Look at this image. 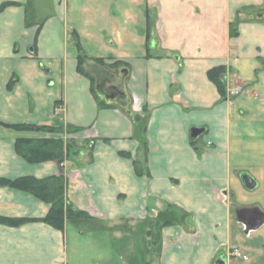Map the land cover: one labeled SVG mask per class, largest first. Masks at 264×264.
<instances>
[{
	"label": "crops",
	"instance_id": "0c3cea01",
	"mask_svg": "<svg viewBox=\"0 0 264 264\" xmlns=\"http://www.w3.org/2000/svg\"><path fill=\"white\" fill-rule=\"evenodd\" d=\"M3 3L0 122L79 129L0 124V178L60 173L14 144L71 136L85 148L64 160L65 200L90 217L56 229L47 203L0 186V217L37 219L0 224V264H264V0ZM233 246L248 259L226 260Z\"/></svg>",
	"mask_w": 264,
	"mask_h": 264
},
{
	"label": "trees",
	"instance_id": "16d2710c",
	"mask_svg": "<svg viewBox=\"0 0 264 264\" xmlns=\"http://www.w3.org/2000/svg\"><path fill=\"white\" fill-rule=\"evenodd\" d=\"M8 3L0 5V11L6 7ZM29 22V19L27 20ZM148 17V32L147 38L149 40V25ZM42 25V20L39 22V27ZM37 29V30H38ZM231 34H236L234 29H231ZM36 38V37H35ZM77 47V69L80 73H86L84 71L83 63L88 58L80 46L77 38L75 37ZM35 45V44H34ZM99 64H104L101 59H95ZM119 61H113L108 67L114 68L119 66ZM224 75L225 66H216L208 70V78L216 85L220 94H224ZM92 83L94 82L91 78ZM93 85V84H92ZM11 87V83L8 85ZM94 87H92L93 90ZM5 127H10L20 131H46L52 133H68L72 134L79 128L72 125H64L61 121H56L52 125H38L27 122L8 124L0 122ZM63 129H65L63 131ZM75 140L69 136V140L66 142L62 138L57 137H20L17 138L14 144L16 153L24 158L29 163L43 162L49 160H55L60 166V173L44 178H36L34 176H20L16 178H0V186H8L11 188L26 191L44 201L49 205V209L44 217L39 219L40 221L56 228L63 229L66 220L84 219L90 217L82 210L73 209L65 200V181L62 167L64 160L70 156H76L82 145H78ZM90 153V152H89ZM139 172V169H138ZM36 218L26 217H0V224L8 226H19L25 222L36 221ZM143 264H151L150 261H146Z\"/></svg>",
	"mask_w": 264,
	"mask_h": 264
},
{
	"label": "built area",
	"instance_id": "2783aa9c",
	"mask_svg": "<svg viewBox=\"0 0 264 264\" xmlns=\"http://www.w3.org/2000/svg\"><path fill=\"white\" fill-rule=\"evenodd\" d=\"M237 92V89H233L231 90V94H235ZM60 107L59 106H56L54 108V114L55 115H58L59 112H60ZM248 259V256L243 252V250L240 248V247H237V246H233L231 247L227 254H226V260L228 261H237V260H247Z\"/></svg>",
	"mask_w": 264,
	"mask_h": 264
},
{
	"label": "water",
	"instance_id": "95a60500",
	"mask_svg": "<svg viewBox=\"0 0 264 264\" xmlns=\"http://www.w3.org/2000/svg\"><path fill=\"white\" fill-rule=\"evenodd\" d=\"M199 132L200 130L198 128H192L191 136L196 137ZM244 184L249 188L253 187L252 180L247 176H244Z\"/></svg>",
	"mask_w": 264,
	"mask_h": 264
},
{
	"label": "rangeland",
	"instance_id": "374dc122",
	"mask_svg": "<svg viewBox=\"0 0 264 264\" xmlns=\"http://www.w3.org/2000/svg\"><path fill=\"white\" fill-rule=\"evenodd\" d=\"M64 130H65V129H63V131H64ZM65 138H66V139H65L66 141H67V140H69V136H66ZM63 141H64V140H63ZM74 142H76V143H77V141H76V140H75ZM77 144H78V143H77ZM82 147H84V148H85V146H82ZM126 224H129V223H126Z\"/></svg>",
	"mask_w": 264,
	"mask_h": 264
}]
</instances>
